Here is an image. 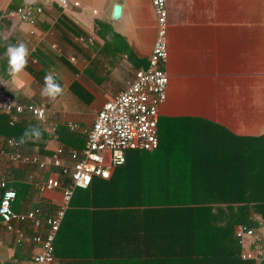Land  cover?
<instances>
[{
    "label": "crops",
    "instance_id": "1",
    "mask_svg": "<svg viewBox=\"0 0 264 264\" xmlns=\"http://www.w3.org/2000/svg\"><path fill=\"white\" fill-rule=\"evenodd\" d=\"M14 1L21 3L0 0V21ZM28 1L43 7L34 26L21 21L14 11L8 13L13 18L8 27L0 23V33L8 47L23 43L27 49L26 65L21 71L9 69L8 76L0 77V94L6 98L16 95L24 104L45 107L47 124L41 125L56 133L46 134L28 126L24 131L30 135L21 134V143L16 134L5 135L9 130L6 124H0V140L14 138L18 142L16 148L5 147L0 152V178L28 183L23 192L26 197L14 203L16 211H27L46 202L47 209L42 208L52 212L62 198L61 190L41 193L37 184L47 176L58 175L60 169L51 166L42 170L15 162L12 153H36L47 158L59 145L68 149L83 146V130L93 125L102 105L126 89L138 69L148 66L157 34V16L152 0H69V8L61 7L56 0ZM167 3L169 84L161 115L209 120L210 124L185 126L184 139L195 146H214L215 151L163 153L149 167L168 169L174 162L168 159L185 161L176 166L179 175L172 174L170 179L179 177L183 183L180 188H194L189 178L195 176L202 190H213L221 186L219 179L224 173L214 170L232 168L236 159L244 161L247 154L239 150L251 138L264 141V0ZM116 4L122 6L119 19L113 17ZM47 76L62 89L55 99L41 96ZM70 123L77 128L72 130ZM53 124H57L54 131ZM33 130L39 131V138L31 135ZM192 157L198 166L190 177L186 159ZM127 220L65 217L56 239V264H121L117 257L129 250L113 246ZM0 229V263L30 258L18 253L14 233L6 231L1 222ZM109 255L112 261L106 259Z\"/></svg>",
    "mask_w": 264,
    "mask_h": 264
},
{
    "label": "trees",
    "instance_id": "2",
    "mask_svg": "<svg viewBox=\"0 0 264 264\" xmlns=\"http://www.w3.org/2000/svg\"><path fill=\"white\" fill-rule=\"evenodd\" d=\"M19 3L14 1L8 6L1 24L8 27L7 23L13 20L8 13L20 5L27 3L29 8L35 7L28 0ZM7 49L0 33L2 78L9 74ZM28 115L23 114L17 122L11 123L7 114L0 113V124H6L9 130L5 135L16 134L15 138L21 142V134H24L28 126L46 134L56 133L44 129L43 123ZM188 124H210V121L197 116L161 115L159 147L153 151L129 150L126 163L117 167L110 178L95 177L89 187L76 189L65 217L127 218L125 222L128 223L123 225L124 231L113 246L129 250L117 257V262L121 264H264V261L242 259L241 246L234 234L239 224L257 227L260 225L259 217L264 220V141L256 142L251 138L250 143L239 150L247 154L244 161L236 159L232 168L214 170L224 173L219 179L221 186L213 190H202L198 186L196 182L200 179L191 177L197 171V159H186L189 161L187 174L191 175L189 179L194 188H180L183 183L179 177L170 179V175H179L176 166L184 165L185 161L168 159L174 161L171 165L174 169L170 166L168 169L159 167L154 170L149 166L163 153L215 151L214 146L187 143L183 129ZM83 140L85 144L86 139ZM205 178L210 180L209 177ZM5 180L8 186L17 191L15 202L20 201V197H26L23 192L28 188L27 182L12 181L9 178ZM39 205L46 208L47 203L41 202ZM134 218L138 220L131 222ZM17 244L21 256H30L36 251L34 244ZM54 246L56 255V240ZM111 255L106 259L112 261Z\"/></svg>",
    "mask_w": 264,
    "mask_h": 264
},
{
    "label": "built area",
    "instance_id": "3",
    "mask_svg": "<svg viewBox=\"0 0 264 264\" xmlns=\"http://www.w3.org/2000/svg\"><path fill=\"white\" fill-rule=\"evenodd\" d=\"M56 2L63 8L70 6L69 0ZM152 3L157 16V34L149 64L138 69L129 86L107 100L98 110L93 125L83 130L86 135L84 146L68 149L59 145L47 158L36 153H12L15 162L35 165L42 170L51 166L58 167V175L47 176L37 184V189L41 193L59 189L62 198L52 212L41 206L27 211H16L14 203L17 191L8 186L5 179L0 178V222L3 228L14 233L16 243L24 242L38 247L30 258L9 264H56L54 243L75 190L89 187L95 177L110 178L117 167L126 163L129 150L153 151L159 147V118L161 106L167 100L169 84L166 70L169 58V11L167 0H152ZM74 5H78V2ZM14 12L21 21L34 26L37 15L43 12V7L29 8L24 3ZM31 32L34 33V30ZM17 98L16 95L6 98L0 94V112L9 115L11 123L17 122L21 115L30 113L41 123L47 124L45 107L24 104ZM69 127L73 130L77 125L70 123ZM51 128L56 130L57 124H53ZM17 146L18 142L14 138L0 140V152H4L5 147ZM28 227L33 231H27ZM234 234L241 246L242 259L264 261L263 220H260L257 227L239 224Z\"/></svg>",
    "mask_w": 264,
    "mask_h": 264
},
{
    "label": "clouds",
    "instance_id": "4",
    "mask_svg": "<svg viewBox=\"0 0 264 264\" xmlns=\"http://www.w3.org/2000/svg\"><path fill=\"white\" fill-rule=\"evenodd\" d=\"M27 55V49L23 43L18 46H9L7 49L8 64L11 72H20L26 65L25 57ZM45 79V87L41 90L42 97H48L55 99V97L62 91L58 84H55L51 76H47ZM29 132H25V136L28 137ZM31 135L39 138L40 133L38 130H33ZM24 142V138H21V143Z\"/></svg>",
    "mask_w": 264,
    "mask_h": 264
},
{
    "label": "water",
    "instance_id": "5",
    "mask_svg": "<svg viewBox=\"0 0 264 264\" xmlns=\"http://www.w3.org/2000/svg\"><path fill=\"white\" fill-rule=\"evenodd\" d=\"M121 12H122V6L120 4H116L113 10V17L115 19H119L121 16Z\"/></svg>",
    "mask_w": 264,
    "mask_h": 264
},
{
    "label": "rangeland",
    "instance_id": "6",
    "mask_svg": "<svg viewBox=\"0 0 264 264\" xmlns=\"http://www.w3.org/2000/svg\"><path fill=\"white\" fill-rule=\"evenodd\" d=\"M258 72V71H257Z\"/></svg>",
    "mask_w": 264,
    "mask_h": 264
}]
</instances>
